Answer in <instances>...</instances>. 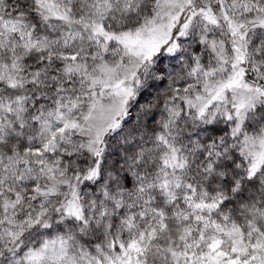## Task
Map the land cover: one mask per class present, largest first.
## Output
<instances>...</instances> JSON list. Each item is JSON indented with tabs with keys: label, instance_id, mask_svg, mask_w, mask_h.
Segmentation results:
<instances>
[{
	"label": "snow or ice",
	"instance_id": "obj_1",
	"mask_svg": "<svg viewBox=\"0 0 264 264\" xmlns=\"http://www.w3.org/2000/svg\"><path fill=\"white\" fill-rule=\"evenodd\" d=\"M0 264H264V0H0Z\"/></svg>",
	"mask_w": 264,
	"mask_h": 264
}]
</instances>
